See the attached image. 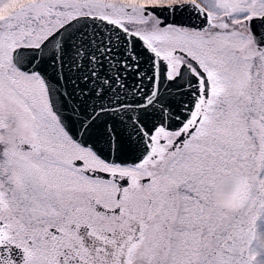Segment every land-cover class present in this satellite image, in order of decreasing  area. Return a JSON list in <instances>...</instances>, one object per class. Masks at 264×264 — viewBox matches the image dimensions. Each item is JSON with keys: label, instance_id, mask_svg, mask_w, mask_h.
<instances>
[{"label": "snow or ice", "instance_id": "snow-or-ice-1", "mask_svg": "<svg viewBox=\"0 0 264 264\" xmlns=\"http://www.w3.org/2000/svg\"><path fill=\"white\" fill-rule=\"evenodd\" d=\"M0 264H264V0H0Z\"/></svg>", "mask_w": 264, "mask_h": 264}]
</instances>
